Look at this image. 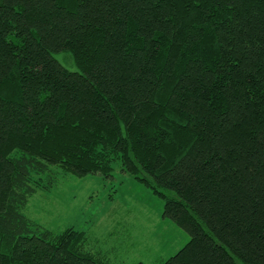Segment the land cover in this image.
I'll list each match as a JSON object with an SVG mask.
<instances>
[{"label": "trees", "instance_id": "1", "mask_svg": "<svg viewBox=\"0 0 264 264\" xmlns=\"http://www.w3.org/2000/svg\"><path fill=\"white\" fill-rule=\"evenodd\" d=\"M115 164L190 236L162 264H264V0H0V264H111L25 210Z\"/></svg>", "mask_w": 264, "mask_h": 264}, {"label": "rangeland", "instance_id": "2", "mask_svg": "<svg viewBox=\"0 0 264 264\" xmlns=\"http://www.w3.org/2000/svg\"><path fill=\"white\" fill-rule=\"evenodd\" d=\"M55 58L77 69L69 53ZM165 200L115 164L112 178L66 174L49 190H39L25 213L52 230L85 232L90 249L111 264H162L190 241L189 234L164 217Z\"/></svg>", "mask_w": 264, "mask_h": 264}]
</instances>
